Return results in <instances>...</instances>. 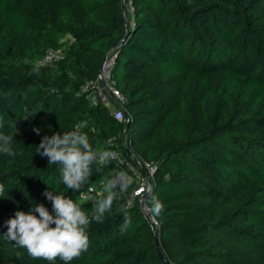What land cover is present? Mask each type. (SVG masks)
<instances>
[{"label":"trees","instance_id":"1","mask_svg":"<svg viewBox=\"0 0 264 264\" xmlns=\"http://www.w3.org/2000/svg\"><path fill=\"white\" fill-rule=\"evenodd\" d=\"M131 1L127 33L122 0H0V133L15 153H0V264H50L5 235L17 211L51 212L53 191L91 218L82 193L119 170L93 163L73 191L36 147L76 129L93 150L123 148L125 121L80 89L125 35L113 74L128 99L127 142L157 164L146 205L151 195L163 204L159 215L150 210L158 237L138 204L126 208L127 189L103 222L91 220L89 247L70 264H165L157 240L172 264H264V0ZM67 34L75 41L64 57L37 64ZM121 207L131 219L123 230Z\"/></svg>","mask_w":264,"mask_h":264},{"label":"clouds","instance_id":"2","mask_svg":"<svg viewBox=\"0 0 264 264\" xmlns=\"http://www.w3.org/2000/svg\"><path fill=\"white\" fill-rule=\"evenodd\" d=\"M28 116L30 115L23 118L27 119ZM33 131L40 134L39 128H34ZM11 142L10 136L0 133V153L14 155ZM36 152L48 158V165L59 166L62 183L73 191H80L87 184L93 172L92 165L98 162V158L109 160L116 156V153L109 150L99 153L93 150L87 135L76 129L64 134L44 136L36 147ZM131 183V178L125 172L114 171L103 185L100 196L90 197L93 203L91 218L74 200L48 191L45 195L52 203V211L43 204L27 213L17 211L13 218L6 221L5 235L25 248L34 258H43L50 264H54L59 258L64 264H70L89 247L87 228L91 220L103 222L104 214L111 211L114 200L126 192ZM89 191L95 190L89 188ZM146 191L150 193L151 189ZM4 193L5 186L0 183V196H4ZM150 203L151 212L159 215L163 204L155 195L150 196ZM119 211L124 215L123 230L130 226L131 219L125 207H121Z\"/></svg>","mask_w":264,"mask_h":264},{"label":"built area","instance_id":"3","mask_svg":"<svg viewBox=\"0 0 264 264\" xmlns=\"http://www.w3.org/2000/svg\"><path fill=\"white\" fill-rule=\"evenodd\" d=\"M127 8L133 12V6L131 0H126ZM71 43L75 41V39L70 36ZM65 55L64 47L61 48H50L47 50L46 54L43 58L37 61L39 65L46 66H55ZM116 48H111L106 54L103 62H102V70L99 71L98 76L90 81L85 82L80 91L82 93H86L88 95V99L90 100L92 105L105 104L109 107V104L113 106L111 109L112 114L117 120L124 121L125 119V111L127 97L120 91L117 85V80L113 74V68L116 63ZM89 119H83L77 122V128L84 127L88 123ZM108 143L113 144L116 143L114 139H109ZM123 148L120 147H109V148H101L98 147L95 149L96 152H103L104 150H109L116 153L115 158L109 160H99V164H105L109 162H116L119 165L118 171L125 172L131 178V185L128 189L131 190L130 198L126 204L127 209L133 208L136 204L140 207V209L144 212V214H148L151 221L158 225L153 216H151L150 209L146 205H142V198L148 192L147 189H152L155 175L157 172V164L153 161H148L142 157H139L135 154L137 160L133 161L129 155L127 154L125 148L130 147L127 142V139L123 142ZM151 180V182H150ZM102 184L99 186L98 184H91L87 187V189L82 193L80 199L82 201L91 200L90 197H97L102 193ZM89 188L94 189V192H90ZM89 216V215H88Z\"/></svg>","mask_w":264,"mask_h":264},{"label":"water","instance_id":"4","mask_svg":"<svg viewBox=\"0 0 264 264\" xmlns=\"http://www.w3.org/2000/svg\"><path fill=\"white\" fill-rule=\"evenodd\" d=\"M126 0H122V10H123V14L125 16V25H126V32L128 33L130 31V21H129V18L127 17L126 15ZM126 38V35L124 36L123 39H121L116 45L113 46V48H117L122 42L123 40ZM102 70V65H101V68H100V72ZM125 129H124V132H123V136H122V141L124 142L126 139H127V135H128V130L130 128V124H129V115L127 113V111H125ZM127 154L129 155V157L133 160V161H136L137 158L132 150L131 147H126L125 148ZM151 182V180H150ZM149 193V192H148ZM148 193L145 194L142 198V205L145 206V202H146V199H147V196H148ZM145 216L149 219V221L151 222L152 224V227L154 229V231L156 232V236L158 237V232H157V226L154 222L151 221L150 217L148 214H145ZM157 249L159 251V255L161 256V258L163 259L164 263L165 264H172L170 260H168L166 257H165V254H164V251L163 249L161 248V245H160V241L157 240Z\"/></svg>","mask_w":264,"mask_h":264},{"label":"rangeland","instance_id":"5","mask_svg":"<svg viewBox=\"0 0 264 264\" xmlns=\"http://www.w3.org/2000/svg\"><path fill=\"white\" fill-rule=\"evenodd\" d=\"M126 7H127V3H126ZM126 11L130 14H132L130 8L129 9H126ZM70 44V41L68 40H65V43H64V49L66 50L68 45ZM37 62V61H36ZM109 108L110 109H113V106L109 104ZM101 185V183H99V186ZM4 247V245L2 244V242L0 241V249H2Z\"/></svg>","mask_w":264,"mask_h":264},{"label":"crops","instance_id":"6","mask_svg":"<svg viewBox=\"0 0 264 264\" xmlns=\"http://www.w3.org/2000/svg\"><path fill=\"white\" fill-rule=\"evenodd\" d=\"M70 36L71 35H68V34L62 36L61 39H60V42L64 44L65 43V40H68V41H70V44H71V38H70Z\"/></svg>","mask_w":264,"mask_h":264}]
</instances>
